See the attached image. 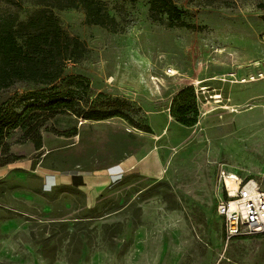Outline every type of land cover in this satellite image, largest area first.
Segmentation results:
<instances>
[{"label":"rangeland","instance_id":"obj_1","mask_svg":"<svg viewBox=\"0 0 264 264\" xmlns=\"http://www.w3.org/2000/svg\"><path fill=\"white\" fill-rule=\"evenodd\" d=\"M101 1L116 31L87 24L82 9L52 10L86 43L65 75L89 81L82 106L103 120L61 110L30 118L48 105L31 98L44 88L32 82L0 92V115L18 122L5 140L18 160L0 180V264H264V236L227 241L217 211L222 170L264 172V0H172L196 29L153 20L148 0ZM45 2L0 0V17L26 21ZM188 85L199 110L186 125L174 114ZM149 154L155 173L126 171L93 206L72 185L44 190L27 165L93 174Z\"/></svg>","mask_w":264,"mask_h":264},{"label":"trees","instance_id":"obj_2","mask_svg":"<svg viewBox=\"0 0 264 264\" xmlns=\"http://www.w3.org/2000/svg\"><path fill=\"white\" fill-rule=\"evenodd\" d=\"M148 2L153 20L165 23L168 27L197 28L182 19L183 11L172 0ZM44 4V8L34 12L26 21H19L16 15L0 17V92L19 81L32 82L44 88L31 93V98H35L36 102L44 103L45 100L48 105L28 110L30 118L38 116L33 112L35 110H61L84 119L103 120L105 117L102 111H87L83 107L89 101V94L86 92L89 81L81 76L65 75V67L69 62H77L85 57L86 43L79 37L68 34L52 9H82L87 24L116 31L114 17L108 13L101 0H46ZM60 82L68 85L65 92H57ZM59 95L62 97L58 98ZM175 99H180L181 103L174 116L179 117L181 123L189 125L190 113L196 115L199 110V96L194 86L188 85L181 89ZM1 116L0 167H3L18 160L8 153L5 145L7 130L15 128L18 122L12 116ZM39 147L37 144V148ZM95 210L96 207L89 211Z\"/></svg>","mask_w":264,"mask_h":264},{"label":"built area","instance_id":"obj_3","mask_svg":"<svg viewBox=\"0 0 264 264\" xmlns=\"http://www.w3.org/2000/svg\"><path fill=\"white\" fill-rule=\"evenodd\" d=\"M218 187L217 211L227 241L264 234V172L257 177H243L236 171L222 170Z\"/></svg>","mask_w":264,"mask_h":264},{"label":"crops","instance_id":"obj_4","mask_svg":"<svg viewBox=\"0 0 264 264\" xmlns=\"http://www.w3.org/2000/svg\"><path fill=\"white\" fill-rule=\"evenodd\" d=\"M152 157L151 154L140 159L130 157L93 174L82 171L73 173L51 171L41 167L34 160H31L27 165L31 170L34 169V172L42 176L44 190L48 191L50 188L60 184L74 185L86 194V204L93 206L96 199L126 171L138 170L144 174L151 175L155 173L159 165H157L155 160H151ZM10 171L11 169H8L7 166L0 167V180L4 179Z\"/></svg>","mask_w":264,"mask_h":264},{"label":"bare ground","instance_id":"obj_5","mask_svg":"<svg viewBox=\"0 0 264 264\" xmlns=\"http://www.w3.org/2000/svg\"><path fill=\"white\" fill-rule=\"evenodd\" d=\"M255 63V62H254ZM172 72V71H171ZM173 73H174V75L175 74H177V71L176 70H174L173 71ZM234 76V75H233ZM259 79H264V74H262V75H260V77H259ZM259 79H256V78H254V77H251V79L250 80H247V79H242L240 82H244V83H246V82H251V81H256V80H259ZM236 82V81H235ZM200 84V81L199 80H196L195 81V85H199ZM212 98H215V99H217V103H222V100H221V98H222V95H220L219 93H217L214 97H212ZM234 107H237V105L236 106H228V105H226V106H220L219 107V110H220V108L221 109H231V108H234ZM217 109V108H216ZM214 110V109H213ZM216 111V110H215ZM209 112H212V111H209Z\"/></svg>","mask_w":264,"mask_h":264}]
</instances>
